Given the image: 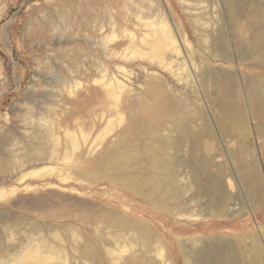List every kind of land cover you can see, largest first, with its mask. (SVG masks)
<instances>
[{
    "label": "rangeland",
    "instance_id": "obj_1",
    "mask_svg": "<svg viewBox=\"0 0 264 264\" xmlns=\"http://www.w3.org/2000/svg\"><path fill=\"white\" fill-rule=\"evenodd\" d=\"M222 1L0 0V264L264 259V0Z\"/></svg>",
    "mask_w": 264,
    "mask_h": 264
},
{
    "label": "bare ground",
    "instance_id": "obj_2",
    "mask_svg": "<svg viewBox=\"0 0 264 264\" xmlns=\"http://www.w3.org/2000/svg\"><path fill=\"white\" fill-rule=\"evenodd\" d=\"M223 2V4H222V7L223 6H225L224 5V2H225V4L227 3V5L229 4H231L230 3V0H223L222 1ZM234 2V1H233ZM234 4V3H233ZM231 7H233L232 5H230ZM230 6H228V7H230ZM230 7V8H231ZM234 9V8H233ZM211 10H213V12L211 13V15H213L214 13L216 14L218 11H221V12H223V10L222 9H217V6H216V4H211ZM227 10V9H226ZM221 12H220V14H221ZM216 15H218V14H216ZM215 15V16H216ZM258 17H259V20H262V21H264V7H262V10H261V12L258 14ZM262 21H260V24L263 26V22ZM147 25L148 26H157L156 28H154L153 29V32H149V33H147L145 36L143 35L142 36V41H144V42H147L148 44H152L153 45V48H154V46H155V48H157V53L158 54H164V52H165V49H167V48H171L172 50H176L178 53H180L181 52V50H179L176 46H175V42H174V38L172 37V36H170V30L168 29V26H167V23H164V21H162V22H160V23H158V21H154V22H150V23H147ZM260 25V26H261ZM259 28V27H258ZM261 28V27H260ZM262 29H264L263 27L261 28V31H259V34L260 35H258L257 36V38H255V41H254V43H255V46L257 47V48H259L260 50H259V52H260V54H262V55H264V36H263V39H262V35H264V30H262ZM112 36L114 37V34H112ZM147 36H151L152 38H154L153 39V41L152 42H150V41H147ZM247 46V45H246ZM161 48V49H160ZM245 49V48H244ZM153 50V49H152ZM134 51V53L135 52H140V53H143L144 55H150L151 54V52L150 51H146L144 48H138V47H135V49L133 50ZM246 51H247V49H246ZM264 59V58H263ZM181 63H183V64H186V60L184 59V60H182V62ZM177 64H178V62H177ZM188 77H191V76H189L188 75ZM110 86V91L112 92V93H114L115 95H116V92H115V88L113 87V86H111V84L109 85ZM119 88L121 89V90H123L124 88H125V86H123L121 83H119ZM119 89V90H120ZM124 92V95H125V93L127 92V91H125V90H123ZM157 111V110H156ZM159 112H162L161 110H158ZM157 111V112H158ZM153 117H156V116H153ZM158 117V116H157ZM156 120H158V119H156ZM179 120H181V119H179ZM179 120H177V121H179ZM111 122V119H109L108 120V122L107 123H110ZM152 122V121H151ZM180 122V121H179ZM179 124V123H178ZM181 127V126H180ZM70 135L72 136V142H73V144L75 145H77V137H76V135L74 134V133H70ZM172 139V138H171ZM170 139V140H171ZM181 139V138H180ZM163 142L162 143H164V144H167L168 142H166L167 141V139H166V141L165 140H162ZM173 141V140H172ZM170 142V141H169ZM169 144H171V143H169ZM175 144V147H176V143H174ZM178 147H179V145H178ZM183 149V148H182ZM148 151L149 152H151L152 153V155L150 156V160H149V164H148V167L150 168V169H152V170H154V171H164L165 169H166V167L168 166V165H170V162L171 161H169L170 159H172V156H171V158L170 159H168V160H165V158H163V156H162V151H159V150H157V149H155L153 146H149V148H148ZM197 153V152H196ZM177 154V153H176ZM164 155H166V153L164 154ZM167 156V155H166ZM169 156V155H168ZM188 156V155H187ZM115 157V156H114ZM119 157V156H118ZM118 157L116 158V160L118 159ZM169 158V157H168ZM176 163H178V162H176ZM175 163V164H176ZM248 170V169H247ZM247 172V171H246ZM255 172V171H254ZM244 173V172H243ZM175 174V173H174ZM248 176L249 175H247L246 176V178H245V186H246V192H247V194L250 196L251 195V197L253 198V197H255L256 196V200H260V201H263L264 200V190H263V187H261V184L263 183H260V185H258V184H256L257 182H259V181H253V180H251V178H248ZM211 177H213L212 178V189H216V191L217 190H223V185H224V183H223V178L221 177V175H216V176H214V175H212ZM210 177V178H211ZM256 179V178H255ZM257 179H259V178H257ZM260 180V179H259ZM208 182H209V180H208ZM211 184V183H210ZM209 185V184H208ZM210 186H209V188H211ZM208 189V188H207ZM206 190V189H205ZM210 191H211V189H209ZM222 190H221V192H222ZM244 191V192H245ZM220 192V191H219ZM216 193V192H215ZM218 193V192H217ZM219 196V195H218ZM228 197H229V195H228ZM230 198V197H229ZM223 199V198H222ZM250 199V198H249ZM219 200V199H218ZM218 200H216V201H218ZM220 201V200H219ZM218 201V202H219ZM195 202V201H194ZM196 203V202H195ZM177 206H179V205H177ZM200 206H202V205H200ZM199 206V207H200ZM205 208V207H204ZM207 208V207H206ZM201 210V209H200ZM198 212V211H197ZM200 213V212H199ZM136 222V221H135ZM135 224V223H134ZM138 224V223H137ZM137 224H135L134 226H137ZM133 225V224H132ZM131 225V226H132ZM139 226H140V224H138ZM128 227V226H127ZM130 227V226H129ZM142 227H144V226H142ZM140 228V227H139ZM142 231V230H141ZM146 233H148V232H146ZM154 233V232H153ZM122 242H120V246L122 245L121 244ZM218 245V244H217ZM244 245V244H243ZM123 246V245H122ZM223 247V246H222ZM123 249V248H122ZM124 250V249H123ZM188 252V251H187ZM249 252V251H248ZM203 253V252H202ZM228 255V254H227ZM262 254H260V255H256L253 259H252V261L250 262V263H248V264H262L263 263V257L261 256ZM25 256L27 257V256H29V257H35V258H37L39 261H47V260H50V258H49V256L48 255H45V254H42L39 250H32V251H28L26 254H25ZM197 256H201L202 257V255H201V252H199V254L197 255ZM197 256H196V258H197ZM250 256H251V254H250ZM229 257V256H228ZM231 258V257H230ZM229 258V259H230ZM246 259V258H245ZM193 260V259H192ZM187 261V260H186ZM189 262V261H188ZM207 262V261H206ZM229 262V261H228ZM197 263H198V260H197ZM203 263V262H202ZM210 263V262H209ZM205 264V263H204ZM208 264V263H207ZM221 264V263H220ZM230 264V263H229Z\"/></svg>",
    "mask_w": 264,
    "mask_h": 264
}]
</instances>
